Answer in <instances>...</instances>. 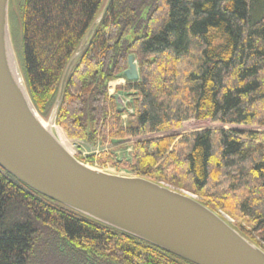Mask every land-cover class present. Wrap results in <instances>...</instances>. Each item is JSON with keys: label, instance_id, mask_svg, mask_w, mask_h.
I'll return each instance as SVG.
<instances>
[{"label": "trees", "instance_id": "trees-1", "mask_svg": "<svg viewBox=\"0 0 264 264\" xmlns=\"http://www.w3.org/2000/svg\"><path fill=\"white\" fill-rule=\"evenodd\" d=\"M105 2L23 1L20 65L43 118ZM130 54L140 79L123 87L137 92L125 125L109 83L124 77ZM55 125L67 148L132 140L129 170L197 194L264 249V0H111L70 70ZM186 125L205 128L173 133ZM56 244L85 264H193L0 167V264H46Z\"/></svg>", "mask_w": 264, "mask_h": 264}, {"label": "water", "instance_id": "water-1", "mask_svg": "<svg viewBox=\"0 0 264 264\" xmlns=\"http://www.w3.org/2000/svg\"><path fill=\"white\" fill-rule=\"evenodd\" d=\"M110 2L64 72L55 116L70 70ZM123 76L140 79L133 54ZM0 167L40 194L193 264H264V249L193 195L93 167L63 144L28 93L11 39L9 0H0Z\"/></svg>", "mask_w": 264, "mask_h": 264}, {"label": "rangeland", "instance_id": "rangeland-1", "mask_svg": "<svg viewBox=\"0 0 264 264\" xmlns=\"http://www.w3.org/2000/svg\"><path fill=\"white\" fill-rule=\"evenodd\" d=\"M24 0H9V27L11 39L18 60V64L21 70V58H20V49H21V5ZM119 80V82H117ZM114 82H117L114 84ZM127 80L124 77H117L114 81L109 83V94L115 97L116 109L119 112H122L121 118L122 122L126 125L130 120L134 118V102L137 96V92L134 89H123L126 86ZM121 88V89H119ZM45 121L52 122L53 130L58 134L56 125H55V114L51 112L50 115L44 118ZM218 127L219 125H214ZM220 127V126H219ZM205 126L196 127V126H184L182 129L174 131L173 133H189L196 129H203ZM224 128L228 129L229 126ZM69 145V150L73 154H82L86 163L117 174H124L130 176H139L137 173L132 172L128 167L123 163L125 161L131 162L132 152H133V141L132 140H114L113 144L102 145L101 142L96 144H91L87 141L80 140H67ZM105 160V162H104ZM101 162H104L101 164ZM148 178V177H146ZM161 184L167 185L171 188L182 190L193 195L195 198L200 199L199 196L191 191L175 188L169 184L161 182ZM224 218H226L230 223H235V220L229 216L226 212L220 211ZM44 261L46 264H85L76 256L72 251H69L67 248H64L61 244H56V247L51 248L48 251V254L44 256ZM41 264V262H40Z\"/></svg>", "mask_w": 264, "mask_h": 264}, {"label": "bare ground", "instance_id": "bare-ground-1", "mask_svg": "<svg viewBox=\"0 0 264 264\" xmlns=\"http://www.w3.org/2000/svg\"><path fill=\"white\" fill-rule=\"evenodd\" d=\"M117 82H119V80H118ZM117 82H114V84L117 83ZM45 124H47L48 127L53 128V124H52V122L45 121ZM59 139H60V138H59Z\"/></svg>", "mask_w": 264, "mask_h": 264}]
</instances>
